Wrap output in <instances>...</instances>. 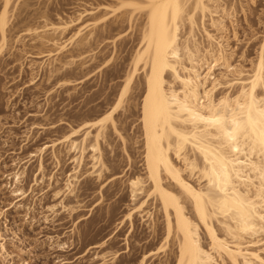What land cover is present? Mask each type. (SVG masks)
Listing matches in <instances>:
<instances>
[{
	"label": "bare ground",
	"instance_id": "obj_1",
	"mask_svg": "<svg viewBox=\"0 0 264 264\" xmlns=\"http://www.w3.org/2000/svg\"><path fill=\"white\" fill-rule=\"evenodd\" d=\"M18 1L29 3L28 0ZM109 1L114 4L113 7L100 4V0H90L89 8L76 15V19L62 20L58 25L48 23L42 15L37 18L43 19L40 23L43 25L29 28L33 32L30 45L40 50L25 56L49 61L36 67L33 62L27 67L31 72L43 70L45 84L54 82L57 88L69 87L65 90L68 94L70 89L73 91L96 74L102 78L97 90L89 86L91 93L88 100H99L105 111L99 117L95 112L97 118H93L94 113L90 112L93 114L88 116L90 119L83 121L79 127L75 126L76 129L71 128L72 131L63 137L64 142H69L64 147V156L71 154L68 161L73 169L62 183L63 187L56 185L58 181L49 176V182L55 184L52 187L49 184L52 198L58 202L47 206V210L55 214L59 207L70 216L84 207L78 194L80 188H76L81 179L93 176L100 186L107 182L108 178L103 177L107 167L101 145L106 144L110 132L124 144L125 137L119 128L127 122L126 118L130 124L128 116L137 112L139 117L134 118H139L142 138L139 148L142 150L140 156L145 175H133L127 180L132 207L120 222L128 224L133 230L134 217L141 221L150 219L155 232L159 213L163 218V232L158 246L142 251L136 263L146 264L172 245L175 247L172 260L166 257L159 264H217L219 261L221 264H264V247L259 248V252L248 251L243 243L245 237L264 234V34L254 68L242 78L241 72L228 64L221 37H215V34L220 35L227 30L225 20L231 16L224 7V0ZM0 2L1 55L3 51H13L11 42L20 46L24 44L17 36L10 42L13 29L7 13L11 0ZM109 14L112 17L116 15V20L120 14L121 19L113 26ZM83 17L89 21L86 24L83 21L84 25L79 26ZM206 19L211 30H208ZM123 24L127 25H124L128 28L125 29L127 32H134V36L131 34L133 38L130 41H122L123 44L117 47L115 39H121L122 35L119 33L121 36L113 39L109 35L117 27L125 28ZM75 25L78 28H74L75 32L69 38L75 43L72 50L74 48L77 56H81V50L86 53L77 63L71 55L73 51L60 41L61 36ZM197 32L207 40V47H202L204 44H201ZM110 45L113 47V58L107 59ZM127 45L130 51L133 49L131 57L124 58L122 63L120 61L119 68L107 69L120 50L118 48L123 50ZM19 52L22 53L21 50ZM216 66L227 72L226 75L220 74L223 77L229 74L236 76L228 82L229 85L225 83L238 87L232 95L224 93L226 95L214 98L215 90L220 87V81L213 73ZM67 73L80 77L70 78L73 75ZM61 75L65 79H61ZM34 79H31V84H34ZM96 105L92 104L95 108ZM121 111L126 113L124 118L119 115H124ZM62 124H66L64 120L58 125ZM37 127L47 129L41 124ZM50 128L54 126L50 125ZM57 145L54 141L43 145L38 152L34 151L39 153V158L32 186L43 182V154L47 148L51 149L49 152L55 162L54 167L60 166L63 153L62 149H56ZM36 153L31 154V158L37 156ZM13 165L15 171L1 177L10 180L3 185L13 196L16 206L30 196L31 190L27 194L23 189L29 163L24 161L20 165L18 163L19 166L17 163ZM87 165L88 169L81 174ZM195 175L196 179L204 181L203 185L192 181ZM150 201L156 203L155 212L149 208ZM202 232L208 241L206 245L202 243ZM5 239L0 234L2 261L11 255ZM66 245L65 241L58 243L57 247L64 250ZM98 247L101 245L93 248L96 250ZM108 254H97L99 264L113 263L119 257L117 252ZM67 263L64 259L59 264Z\"/></svg>",
	"mask_w": 264,
	"mask_h": 264
},
{
	"label": "rangeland",
	"instance_id": "obj_2",
	"mask_svg": "<svg viewBox=\"0 0 264 264\" xmlns=\"http://www.w3.org/2000/svg\"><path fill=\"white\" fill-rule=\"evenodd\" d=\"M17 1L11 0L7 13L10 27L13 29L10 33V42L17 36L21 38L24 45H15L11 42L10 46H12L13 51L11 49L3 51L0 55V234L7 239H5L7 251L11 253L10 257L4 261L0 259V264H59L64 259L68 262L67 264H99L100 261L97 255L99 252H105L106 254L117 252L119 254L118 259L113 261V263L107 262V264H127V262L129 264H137L136 262L140 258L138 256L141 255L142 251L153 250L158 246L163 232V218L159 213V219L155 222V232L151 228L153 222L150 219L141 221L137 216L134 217L133 230L129 229L128 224L120 222L123 220L125 213L132 207L127 180L133 175H142V177L145 175L142 157L140 156L142 150L139 146L142 138L138 126L139 116L137 112L130 117L128 116L129 121H133L132 125L131 121L129 124L126 118L125 121L127 122L123 125L124 127H120L124 131L119 128L120 133L122 132V136L125 137L126 142L124 144L119 141V137L117 138L110 132L106 144L110 143L107 145L102 143L101 145L104 163L107 167L103 177L108 178L107 182L100 186L93 176L84 177L83 175L82 177L84 178L76 184V188H80L78 194L84 207L76 211L75 213L77 214L74 213L69 216L67 212L58 209L59 207L56 208L55 214H50V211L47 210V206L58 202V200L52 198L51 187L54 183L51 184L49 182V176H52L54 181H58L56 185L63 187L62 185L67 175L73 169V165L69 163L71 154L67 155V157L64 156L66 149L64 147L69 142H64L62 140L64 139L63 137L67 136L75 126L79 127L83 121L90 119L88 116H91L92 113H94L92 117L97 118L105 111L100 106L99 100H94L93 102L88 100V96L91 93L89 86H93V90H97L102 78L96 74L88 82L76 86L73 91L70 89L68 94L65 90L69 89V87H66V89L65 87L57 88L54 82L45 84L42 80L43 70L31 72L27 67L33 62L35 64L34 67H36L42 63L45 65L49 61L46 58L32 59L25 56L26 53L34 54L40 50V48L30 45L33 32L29 28H40L43 25L40 24L43 19L38 18L42 15L46 17L45 19L48 23H53L54 25L76 19L79 13H83L89 8L88 3L91 2L90 0H87V2L85 0H28V4H22ZM100 1V4L114 6L109 0ZM224 7L231 14L230 18L225 20V28L227 30L220 35L214 34L215 37L216 35L221 37L219 39L224 44L228 64L237 72H241V77L243 78L251 73L257 60L259 46L264 34V0H224ZM138 15L136 18L139 17ZM58 16L63 19H59ZM111 17L109 21L113 26L114 22L116 23L121 19L120 14H118L117 20L115 19L116 15ZM80 21L82 23L79 22L78 25L82 26L89 19L83 17ZM206 22L209 30L207 19ZM126 26H124L125 28H120L121 30L117 27L118 29L113 30L109 35L110 39L118 38L122 35L121 39H115L117 47H120L123 42L130 41L133 38L132 35L134 36V32L126 31L128 30ZM76 27L78 28L75 25L72 30L66 31L61 36L60 41L66 45L68 50H72V47L75 48L74 41H70L69 38L77 29ZM27 29L29 30L27 31ZM197 34L200 37L201 44H204L202 47H207V40L205 41V38L199 32ZM128 45L123 49L127 54L121 48H118L120 50H118L114 59L111 60L112 62L110 61V66L107 69L119 68L121 65L120 61L122 63L124 58L129 59L131 57L133 49L130 51V45ZM74 48L71 55L74 62L77 63L81 60L83 54L86 55V53L83 52L85 50H81V56H77ZM19 49L22 53L19 52ZM45 49L48 48L43 50ZM112 51L113 47L111 46L108 48L107 59L113 58ZM213 73L214 77L220 81V87L215 90L214 98L222 97V94L223 96L226 94L232 95L235 90L237 91L238 87L236 85L227 86L229 85L228 82L236 76L229 74L223 77L220 74H227V72L220 66H216ZM67 74L69 76L73 75V73ZM67 74L64 76L69 78ZM64 76L61 75V79H65ZM78 76L74 74L70 78L75 79ZM31 79H34V84H31ZM94 103L99 106L96 105L95 108L92 106ZM93 107L95 109H92ZM97 108L98 110H96ZM122 112L124 113V111ZM125 114L119 115L124 118ZM86 115L87 117H85ZM120 116L119 118H121ZM134 116L138 117L134 118ZM61 119L64 120L65 125H58L62 121ZM38 124L47 127V129H39L37 127ZM126 124L129 127L125 126ZM50 125L54 126V128H50ZM75 137L80 139V134ZM54 141L58 143L56 149H62L63 161H61L60 166L54 167L55 162L50 156L51 149L47 148L43 154V165L45 166L43 182L39 186H32V181L35 178L33 174H36L38 165L37 157L39 158V153L37 154L36 152L43 145H50ZM35 153L37 156L31 158V154ZM24 161L28 162L29 166L26 169L23 189L26 190L27 194L31 193L28 198L21 201V205L14 206L16 201L13 200L14 198L10 195L8 188L3 185L10 180L7 181L2 179V177L15 171L14 163H17V165L19 163L20 165ZM88 167V165L84 167L81 174ZM196 178L197 176L192 178L193 182L195 180L194 183L197 181L196 184H204L203 180L199 181ZM111 179L112 182L110 181ZM30 187H34V189ZM33 190L34 192H32ZM155 207L156 203L154 204V202L150 201L149 208L152 212L156 211L157 208L155 209ZM187 208L189 210L188 206ZM44 218L47 219L45 220ZM202 239V243L206 245L208 241L203 232ZM65 241L68 246L66 245L64 250H60L57 244ZM243 243L248 251L250 249V251L254 250V252H257L259 248L264 247V234L256 235L253 238L245 237ZM95 245H101V247L95 250L93 248ZM174 248L172 245L167 247L165 252L151 258L146 264H159L160 260L163 261L166 257L171 261ZM219 263L220 261L217 262V264Z\"/></svg>",
	"mask_w": 264,
	"mask_h": 264
}]
</instances>
